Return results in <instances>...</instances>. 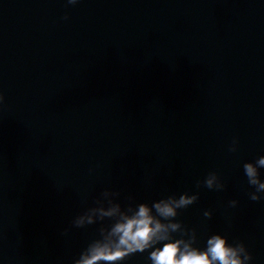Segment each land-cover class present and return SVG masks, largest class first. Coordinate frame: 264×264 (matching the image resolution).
<instances>
[{
    "label": "water",
    "instance_id": "95a60500",
    "mask_svg": "<svg viewBox=\"0 0 264 264\" xmlns=\"http://www.w3.org/2000/svg\"><path fill=\"white\" fill-rule=\"evenodd\" d=\"M0 95V214L28 264H74L112 223L73 224L104 191L198 195L174 221L195 246L219 234L264 264L243 168L264 156V0H0Z\"/></svg>",
    "mask_w": 264,
    "mask_h": 264
},
{
    "label": "clouds",
    "instance_id": "9594fccd",
    "mask_svg": "<svg viewBox=\"0 0 264 264\" xmlns=\"http://www.w3.org/2000/svg\"><path fill=\"white\" fill-rule=\"evenodd\" d=\"M77 2L68 0L73 5ZM2 102L3 96L0 95ZM237 143L234 140L229 150L235 152ZM243 168L249 186L255 189L249 193L250 199L260 201L262 196L259 194L264 193V181L260 178V169H264V156L254 163H245ZM203 184L209 190L222 191L225 187L216 173H209ZM119 195V192L104 191L102 199L96 201V207L87 209L73 221L77 228L106 219L112 221L110 226L100 228L101 238L90 243L74 264H125L131 256L144 252H149L151 264H250L252 256L242 242L230 245L227 238L216 234L209 237L201 249L195 246V230L189 232L182 223L174 222L180 215L179 210L196 203L198 195L185 193L178 199L169 196L153 202L151 206L141 203L135 207L129 205L127 209H122L112 199ZM237 203L235 200L230 201L232 207H236ZM204 216L210 219L212 213L207 211ZM177 233L181 238L173 235Z\"/></svg>",
    "mask_w": 264,
    "mask_h": 264
}]
</instances>
